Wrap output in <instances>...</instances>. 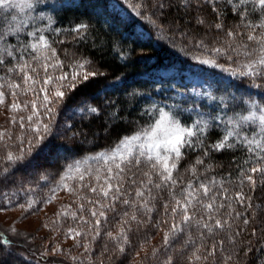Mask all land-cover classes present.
<instances>
[{
	"label": "snow or ice",
	"instance_id": "1",
	"mask_svg": "<svg viewBox=\"0 0 264 264\" xmlns=\"http://www.w3.org/2000/svg\"><path fill=\"white\" fill-rule=\"evenodd\" d=\"M125 3L157 32L170 33L173 46L179 41L181 50L191 51L198 65L227 73L243 91L235 84L217 82L215 89L208 84L192 94L206 97L210 107L192 101L193 106L185 108L181 101L156 102L154 93L162 89L154 88L152 93L132 89L130 101L143 100L138 115L147 118V126L94 157L102 166L82 169L79 162H69L64 146L54 143L67 138L75 144L78 135L67 124L63 132L52 124L59 114L54 108L77 83L100 73L90 59L75 52L66 63L54 44L67 40L75 47L76 41L86 42L91 25L79 20L67 29L54 27L66 10L65 0H0V71L4 72L0 105L10 96V124L17 129L0 131V211L19 209L25 214L23 222L52 204L58 192L66 191L73 198L75 210L61 206L53 215L61 221L71 219L64 235L73 241L72 248L82 250V258L78 260L71 249L66 254L60 244L36 249L41 258L58 253L74 264H240L241 255L259 252L264 259V211L259 217L252 214V197L244 190L253 193L258 186L264 190V0ZM206 8L213 18L205 14ZM172 9L184 15H170ZM49 10L55 15L47 14ZM229 11L236 22L226 25ZM63 51L67 57V48ZM41 69L43 76L38 79ZM175 91L177 96H188L178 88ZM29 93L31 99L20 101ZM40 93L43 114L37 107ZM88 110L102 115L100 106ZM216 130L221 134L210 142ZM192 152L197 153L194 162L182 168ZM225 152L242 154L239 163L232 161L238 169L235 180L231 173L220 179L212 174L216 172L213 154ZM61 159L65 164L59 167ZM21 166L37 175L35 187L25 175H18ZM37 189H47L46 195L37 197ZM258 218L260 228L249 231ZM52 223L61 226L56 220ZM150 231L163 233L159 245H151ZM244 233L255 241L245 240ZM27 240L14 224L0 231V264H39L29 258L34 256L32 249L27 255L19 250L20 241Z\"/></svg>",
	"mask_w": 264,
	"mask_h": 264
},
{
	"label": "trees",
	"instance_id": "2",
	"mask_svg": "<svg viewBox=\"0 0 264 264\" xmlns=\"http://www.w3.org/2000/svg\"><path fill=\"white\" fill-rule=\"evenodd\" d=\"M49 2H52V0H49ZM129 2H135V0H129ZM121 4L126 10V18L110 11L108 0H65L66 10L60 13L57 17V23L53 25L54 27L67 29L79 20L91 25L86 34V42L76 41L74 42L75 47H73L66 40L65 44L57 43L54 44V47L57 49V55L66 63L71 58L72 53L75 52L77 56L83 55L90 59L93 62L94 69L100 73V75L90 78L87 82L77 83L74 90L67 91L64 102L54 108V111L59 114L52 120V124L59 125L61 132H63L64 121H66L78 134L75 144H72L70 139L67 138L54 141V143L66 148L71 157L69 162L75 160L80 165L89 164V166L96 168L101 162L94 159V157L112 150L124 135L132 133L140 127L147 126V118H141L138 115V111L142 110L143 100L130 101L129 92L135 89L138 92L152 93L154 88L158 89L161 84V81L155 79L158 72L194 70L196 66H199L211 78L213 89L219 82L221 86L235 84L241 92L243 91V87L240 86L238 80L235 78L228 79L227 73H221L217 71L218 69L208 68L207 65H198L191 58V51L186 54L185 51L181 50L182 46L179 41L176 42L175 47L173 46L170 42V33L161 34L157 32L147 21L136 17L128 8L125 0H121ZM47 14L55 15L50 10ZM205 14L209 19L214 16L210 8L205 9ZM170 15L183 16L184 14H178L175 9H172ZM121 20L123 23L119 22ZM235 22L236 18L230 11L227 12L224 23L231 25ZM137 26H141L145 31L148 35L146 38L136 33ZM46 35L50 40L52 39L51 33ZM59 39L65 40L66 38L60 36ZM65 48L68 50L67 57L63 51ZM3 75L4 72L0 71V76ZM229 91L235 92L237 88H229ZM110 101L114 103L110 104ZM96 106L102 108V115L96 116L89 112V107ZM8 126L9 124H6V127ZM9 131L13 130L9 129ZM220 134L219 130L211 132L210 142L214 141ZM67 136L70 137L71 133H68ZM196 155V152L188 153L186 159L182 161L181 167L186 166L188 162H194ZM241 155L239 152L235 155L231 152L213 154L211 162L216 166V172L212 174L220 179L221 177L228 178L229 173H231L230 178L235 180L238 169L232 161L239 163ZM64 164L63 159L58 162L59 167ZM198 167L202 169L203 166ZM49 170L54 171L53 169ZM41 172H43V169H41ZM21 174L25 175L28 180H32L33 187H35L37 179L35 173L30 174V170L21 166L18 175ZM43 183L41 180L40 184L43 185ZM244 190L246 194L252 197L254 206L252 214L259 217L261 211H264V190H261L259 186L253 193H249L247 187ZM46 192L47 189H43V191L37 189L36 196H44ZM23 195L21 193V196ZM72 223L70 218L61 221L62 226L72 225ZM260 226V219L258 218L250 223L248 228L251 231L253 227L259 229ZM149 235L153 237L151 245H159L163 233L150 231ZM243 235L245 240L252 239L255 241L256 239L248 233ZM38 240L37 243L35 242L34 256L30 259L39 261V264H48V258H41L39 251L36 250L40 248ZM71 250L73 252L77 251L75 248ZM80 251L82 250H79L78 253ZM97 251H99L98 247ZM95 255L96 253H93V256ZM81 258L79 254L77 259ZM64 260L67 263L74 264L67 255ZM240 264H264V259L260 257L259 252H253L249 253L248 257L241 255Z\"/></svg>",
	"mask_w": 264,
	"mask_h": 264
},
{
	"label": "rangeland",
	"instance_id": "3",
	"mask_svg": "<svg viewBox=\"0 0 264 264\" xmlns=\"http://www.w3.org/2000/svg\"><path fill=\"white\" fill-rule=\"evenodd\" d=\"M108 6L110 11L118 13L122 18L127 17V13L121 5V0H108ZM136 33L144 38L148 36L141 28V26L136 27ZM217 71L220 72L219 69ZM41 75L43 76L42 69L40 70V76ZM37 78L39 79V77ZM227 78L229 79L231 77L227 76ZM155 79L157 81H166L163 83L160 82L161 84L158 89H162V91L156 92V95L154 96L156 102L166 101L168 103H174L177 101H181L184 102L185 108H190L193 106L192 101H196L198 104L210 107L206 97L201 98L192 94L193 90L200 91L202 88H207L208 84H211V78H209L208 74L203 72L202 68H200L199 66H196L194 70H174L167 73L161 71L156 73ZM177 88L180 90V92H187L188 96H177L175 91ZM42 96L43 93H40L39 97H37V107L43 114L44 108L41 103ZM31 98L32 94L29 93L28 97L21 96L20 101ZM10 99V96H6L5 104L0 105V131L7 130V128L8 130H17L13 129L10 124V117L12 115V113L8 110ZM188 115L192 114L185 113V116ZM64 122L65 124L70 125L68 122ZM6 124H9V126L6 127ZM100 165L102 166V162ZM80 166L82 169H87L89 167H91L93 170L95 169L93 166H89V164H81ZM88 195H91V193H89ZM61 206H68L71 210H75L77 207V205L73 203V198L65 191L58 192L56 195V199L52 202V204L47 205L38 214L28 215V218L23 220V222H21V218L25 214L19 209H16L14 211H0V231L6 230L9 224L19 226L20 230H22L25 235L28 236L27 241H20L21 247L19 249L26 255L28 254L29 249H32L33 251L35 250V242L37 243L38 239H40L38 240V245L40 246V248H51L55 244H60L61 248L67 254L69 249H72L73 241L70 238H65L64 234L66 233L67 228L72 225L68 224L66 226H62L61 218L53 215L54 210L58 211ZM53 220H56L57 224L61 226L53 225ZM45 224H47V227L43 226ZM54 227H56V231H51V229H53ZM76 252L72 251L73 255L79 256V250H77ZM47 258V261H61L63 264H71L67 263L66 260H64V258H66V255L61 256L57 253L52 256H48Z\"/></svg>",
	"mask_w": 264,
	"mask_h": 264
}]
</instances>
